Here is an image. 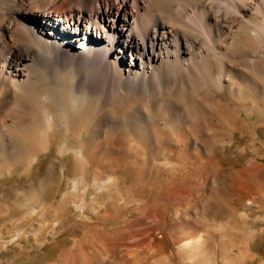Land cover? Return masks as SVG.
Returning <instances> with one entry per match:
<instances>
[{"label":"rangeland","instance_id":"obj_1","mask_svg":"<svg viewBox=\"0 0 264 264\" xmlns=\"http://www.w3.org/2000/svg\"><path fill=\"white\" fill-rule=\"evenodd\" d=\"M33 46L29 89L0 85V264H264L262 77L137 91L116 62L111 94L77 92Z\"/></svg>","mask_w":264,"mask_h":264},{"label":"bare ground","instance_id":"obj_2","mask_svg":"<svg viewBox=\"0 0 264 264\" xmlns=\"http://www.w3.org/2000/svg\"><path fill=\"white\" fill-rule=\"evenodd\" d=\"M163 1L0 0V85L10 80L20 91L29 89L31 65L41 60L33 44L52 65L77 61V92L111 94L121 79L116 62L137 91L193 77L217 85L233 74L264 79V48L255 42L264 38V0ZM241 28L250 32L246 44L239 41ZM209 59L206 71L202 62ZM175 65L176 75L169 72ZM14 109L20 113L24 103Z\"/></svg>","mask_w":264,"mask_h":264}]
</instances>
